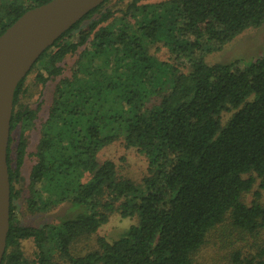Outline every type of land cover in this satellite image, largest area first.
I'll list each match as a JSON object with an SVG mask.
<instances>
[{
	"label": "trees",
	"instance_id": "trees-1",
	"mask_svg": "<svg viewBox=\"0 0 264 264\" xmlns=\"http://www.w3.org/2000/svg\"><path fill=\"white\" fill-rule=\"evenodd\" d=\"M49 1L0 0V36ZM110 1L84 15L32 67L42 64L41 88L60 79L48 106L20 103L25 79L15 89L10 134L20 129V136L14 160L11 138L7 148L9 230L1 264H194L193 255L225 221L243 240L263 232L252 244L256 253L236 252L231 264H264V207L241 200L253 175L264 191V56L246 67L203 58L259 28L264 0H130L118 18L106 8ZM157 42L175 65L148 54ZM70 57L76 69L64 77ZM229 110L237 112L221 126L219 116ZM33 123L40 124L35 164L19 190L23 134ZM120 139L147 161L139 185L119 177L113 162L97 160ZM63 207L57 221L40 227L18 215L22 208L37 215ZM114 212L138 222L115 240L100 238L98 250L74 254L73 244L96 234ZM25 241L34 245L32 258L24 255Z\"/></svg>",
	"mask_w": 264,
	"mask_h": 264
},
{
	"label": "rangeland",
	"instance_id": "rangeland-1",
	"mask_svg": "<svg viewBox=\"0 0 264 264\" xmlns=\"http://www.w3.org/2000/svg\"><path fill=\"white\" fill-rule=\"evenodd\" d=\"M172 0H149L142 4H159L166 3ZM130 0H111L106 8H110L114 12L115 17H119L120 10H124ZM117 22V19L114 20ZM131 23L133 21H130ZM109 23V22H108ZM148 54L155 60L167 65H175L174 56L168 51V48L161 42L148 46ZM264 56V23L259 28H250L243 31L235 39L225 44L219 51L205 55L204 61L208 65L224 64L237 62L239 67H246L254 59H259ZM76 62L75 57H70L64 61V77L71 76L72 69ZM185 65V63H183ZM42 64L38 63L32 71L24 78V96L21 98L20 103L35 109L40 101L44 100L46 106L51 102L53 97L54 87L60 79L50 81V83L41 88L36 79L39 69ZM45 106V104L43 105ZM236 110H229L222 112L219 116L221 126H224L236 113ZM44 119V113L39 115V121ZM40 124L33 123L30 130H26L23 134L26 142V154L23 159L21 167V184L17 189L26 187L30 170L35 164L34 153L40 137ZM20 136V129H16L9 135L11 138V153L10 157L14 160L15 148L17 146ZM9 144V141H8ZM98 162L111 161L115 164L118 176L132 181L135 185H139L142 179L146 176L147 161L145 157L133 148H127L122 139L103 148L97 155ZM252 177L251 174L244 175L243 179ZM255 182L252 189L242 195L241 200L247 206L254 203L264 207V191L259 189L260 181L253 175ZM21 185V186H20ZM258 194V196H257ZM24 195V194H23ZM66 207L61 209H54L53 211L41 212V214L31 215L27 214L23 208L18 215L20 220L28 225L40 227L44 224L53 223L57 218L64 213ZM137 218L121 219L118 213L114 212L109 215L108 222L102 226L96 234L89 237L77 240L73 244V252L76 255H84L99 249L98 240L100 238L106 241L117 239L124 230L128 229L131 225H136ZM233 228L229 226V221H225L222 225L215 228L209 233L203 247L193 255L194 264H231V257L236 252H240L242 256L249 253H256V248L252 245L254 242L259 243L260 238L263 237V232L257 234L253 239L243 240L241 234L232 232ZM244 238V237H243ZM24 255L27 258H32L35 251L34 245L30 241L22 243Z\"/></svg>",
	"mask_w": 264,
	"mask_h": 264
},
{
	"label": "water",
	"instance_id": "water-1",
	"mask_svg": "<svg viewBox=\"0 0 264 264\" xmlns=\"http://www.w3.org/2000/svg\"><path fill=\"white\" fill-rule=\"evenodd\" d=\"M106 0H51L26 11L0 36V264L9 230L7 148L16 87L41 55Z\"/></svg>",
	"mask_w": 264,
	"mask_h": 264
}]
</instances>
